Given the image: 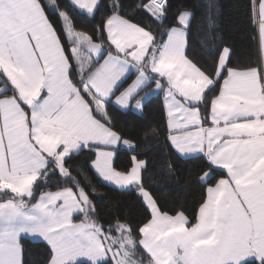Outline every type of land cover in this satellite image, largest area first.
<instances>
[{"label":"snow or ice","instance_id":"1","mask_svg":"<svg viewBox=\"0 0 264 264\" xmlns=\"http://www.w3.org/2000/svg\"><path fill=\"white\" fill-rule=\"evenodd\" d=\"M208 7L217 43L202 64L188 54L195 13L169 0H0V264H27L25 237L46 243L44 264H264V0H248L258 55L246 63ZM79 15L96 21L91 33ZM160 93L157 143L163 133L179 157L207 162L191 218L162 209L147 154L111 111L142 112ZM85 152L100 182L136 193L142 223L100 217L87 169L71 163ZM53 176L56 190L37 195Z\"/></svg>","mask_w":264,"mask_h":264},{"label":"trees","instance_id":"2","mask_svg":"<svg viewBox=\"0 0 264 264\" xmlns=\"http://www.w3.org/2000/svg\"><path fill=\"white\" fill-rule=\"evenodd\" d=\"M125 2L132 5L136 0H125ZM169 2L172 5V13L177 10H189L195 13L188 48V54L194 61L208 64L213 59L217 42L209 38V3L214 4L211 15L215 18L217 35L234 50L233 61L246 63L256 59L257 30L249 20L248 0H169ZM98 19L99 14H97ZM169 19L171 21V13ZM94 23L96 21L83 15L76 18L77 28L88 33L92 32ZM153 28H156L155 24ZM159 30L163 31V29ZM162 100L161 93L151 96L140 113L133 110L112 109L111 111L117 126L126 133V136L139 142L140 147L137 151L147 154L149 173L146 174L145 182L162 209L171 214L183 210L191 218L205 195L204 187L197 182V176L206 168L207 162L202 155L190 158L179 157L174 150L165 147L163 133L159 137L161 142L157 143V138L153 136L151 130L164 127ZM131 154L130 150L122 148L117 164L128 165ZM169 161L175 167V174L171 176L166 174V165ZM71 163L77 168L87 169V175L96 188L93 200L102 219H111L113 215H126L133 225L145 220L147 213L136 193L131 190H118L114 186L100 182L88 167L90 161L87 160L86 152L74 157ZM217 171L219 178V174L223 171ZM58 179L57 176L51 177V182L41 187L37 195L42 191L56 190ZM23 244L27 264H44L48 253L45 242L25 237Z\"/></svg>","mask_w":264,"mask_h":264},{"label":"crops","instance_id":"3","mask_svg":"<svg viewBox=\"0 0 264 264\" xmlns=\"http://www.w3.org/2000/svg\"><path fill=\"white\" fill-rule=\"evenodd\" d=\"M161 94H162V93H161ZM162 96H163V94H162ZM131 110H133V111H135V112H137V113H140V112H141V111H139V110H135V109H131ZM122 148H127V147H126V146H123ZM197 155H202V154L196 153V154H192L191 156L183 157V158H190V157H194V156H197ZM219 170H222V169H219ZM222 171H224V170H222ZM27 238H30V239H32V240L42 241V240H40V239H38V238H32V237H27Z\"/></svg>","mask_w":264,"mask_h":264}]
</instances>
